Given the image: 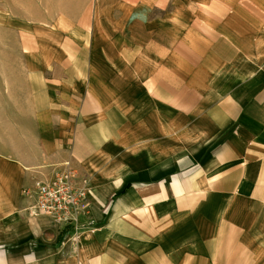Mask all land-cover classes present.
Instances as JSON below:
<instances>
[{
    "label": "crops",
    "instance_id": "1",
    "mask_svg": "<svg viewBox=\"0 0 264 264\" xmlns=\"http://www.w3.org/2000/svg\"><path fill=\"white\" fill-rule=\"evenodd\" d=\"M82 4L0 137V264H264V0ZM67 158L77 228L22 193Z\"/></svg>",
    "mask_w": 264,
    "mask_h": 264
},
{
    "label": "rangeland",
    "instance_id": "2",
    "mask_svg": "<svg viewBox=\"0 0 264 264\" xmlns=\"http://www.w3.org/2000/svg\"><path fill=\"white\" fill-rule=\"evenodd\" d=\"M88 6L82 0H0V137L3 140L7 134L14 133L19 120L14 116L20 105L16 100L24 101L32 92V63L38 60L40 52L38 35L45 36L44 45L45 40L62 42L61 32L66 28L77 35L78 20L80 15L89 14Z\"/></svg>",
    "mask_w": 264,
    "mask_h": 264
},
{
    "label": "built area",
    "instance_id": "3",
    "mask_svg": "<svg viewBox=\"0 0 264 264\" xmlns=\"http://www.w3.org/2000/svg\"><path fill=\"white\" fill-rule=\"evenodd\" d=\"M22 193L33 195L30 211L50 217L57 224L78 227L77 219L88 208L90 188L79 180L69 158L65 159L48 179L35 180Z\"/></svg>",
    "mask_w": 264,
    "mask_h": 264
}]
</instances>
